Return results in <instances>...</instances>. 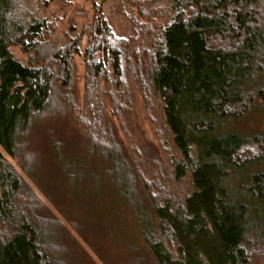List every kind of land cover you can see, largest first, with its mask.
I'll list each match as a JSON object with an SVG mask.
<instances>
[{
	"label": "trees",
	"instance_id": "obj_1",
	"mask_svg": "<svg viewBox=\"0 0 264 264\" xmlns=\"http://www.w3.org/2000/svg\"><path fill=\"white\" fill-rule=\"evenodd\" d=\"M23 1L0 0V264H76L74 237L7 157L38 188L51 161L70 180L84 175L80 163L96 167L95 181L140 205L137 236L149 262L138 264H264V137L231 128L264 94V0H167L141 38L116 36L97 7L83 52L81 35L51 42L52 21ZM134 91L162 106L175 152L163 179L157 164L146 177L116 134L112 119ZM67 118L83 153L56 136L52 123ZM40 125L50 151L37 141ZM187 177L189 193L174 199L166 182Z\"/></svg>",
	"mask_w": 264,
	"mask_h": 264
},
{
	"label": "rangeland",
	"instance_id": "obj_2",
	"mask_svg": "<svg viewBox=\"0 0 264 264\" xmlns=\"http://www.w3.org/2000/svg\"><path fill=\"white\" fill-rule=\"evenodd\" d=\"M24 1L22 6L35 10V16L52 21L51 42L62 44L69 37L81 35V52L86 46L85 30L91 25L97 7L103 11L107 24L116 36L135 35L141 38L145 34V25L157 22L161 18V15L159 16L155 11L168 8L166 5L169 2L167 0ZM12 52L17 58L26 61L27 55L19 48L13 47ZM74 65L76 90L81 103L85 74L82 54L74 56ZM132 93L129 97V108L119 118L112 119L117 137L131 160L138 163L139 170L147 174L146 177L149 176L145 168L150 169L151 165L157 164L158 167L153 168V172L157 175L163 172V179L168 169L166 168L168 157L175 152L173 142L163 124L161 103L154 98H150L147 103L142 94L135 91ZM104 101L105 110L110 115L111 106L107 99L103 100V104ZM50 125L49 123L48 126ZM52 125L56 136L65 142L68 150L78 154L83 153L82 137L72 124L71 118L65 121L58 120ZM48 126L38 127L40 136L37 141L50 151L48 142L50 134L46 131ZM231 128L248 137L254 135L264 137V94L255 96L251 108L240 118L231 121ZM82 158L80 156L78 160ZM7 159L37 192L49 213L63 223L74 237L75 242L73 248H69V255L76 264H138V261L142 263V257H146L145 263L149 262L146 245L137 236L139 203L125 201L112 185L103 180L95 181L93 174L97 173L96 167L94 169L80 163L79 167L84 171V175L70 180L68 173H63L51 161L44 164L39 181L42 187L38 188L21 171L17 160L9 157ZM166 189L174 199H177L179 194L189 193L190 179L187 177L181 182H172L169 179L166 182ZM147 205L148 202L144 204L145 209ZM261 259H254L251 264H261Z\"/></svg>",
	"mask_w": 264,
	"mask_h": 264
}]
</instances>
